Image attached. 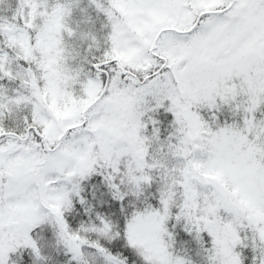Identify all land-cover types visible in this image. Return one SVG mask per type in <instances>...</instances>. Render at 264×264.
<instances>
[{
    "label": "snow or ice",
    "instance_id": "snow-or-ice-1",
    "mask_svg": "<svg viewBox=\"0 0 264 264\" xmlns=\"http://www.w3.org/2000/svg\"><path fill=\"white\" fill-rule=\"evenodd\" d=\"M0 264H264V0H0Z\"/></svg>",
    "mask_w": 264,
    "mask_h": 264
}]
</instances>
